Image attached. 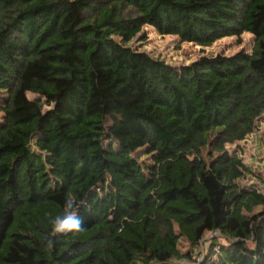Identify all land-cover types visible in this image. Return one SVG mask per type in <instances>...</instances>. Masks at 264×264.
Segmentation results:
<instances>
[{
  "label": "trees",
  "instance_id": "obj_1",
  "mask_svg": "<svg viewBox=\"0 0 264 264\" xmlns=\"http://www.w3.org/2000/svg\"><path fill=\"white\" fill-rule=\"evenodd\" d=\"M144 25L254 45L173 65L129 45ZM261 116L264 0H0V264H264L225 148ZM66 199L83 231L53 233Z\"/></svg>",
  "mask_w": 264,
  "mask_h": 264
},
{
  "label": "rangeland",
  "instance_id": "obj_2",
  "mask_svg": "<svg viewBox=\"0 0 264 264\" xmlns=\"http://www.w3.org/2000/svg\"><path fill=\"white\" fill-rule=\"evenodd\" d=\"M140 34L145 39H133L129 43L132 48L140 51L145 50L152 56L160 57L173 65L189 64L203 55L223 54L229 56L240 50L250 52L254 45V36L249 32L241 35L240 42L236 36H229L214 41L211 46L182 42L177 35L158 34L155 29L148 25L141 27ZM27 97L37 100L39 95L27 92ZM41 99L43 100V98ZM225 148L231 155L239 156L250 170L239 179V184L247 188H259L264 193V116L256 120L254 129L243 140L226 144ZM211 237L210 233L205 235L206 240ZM216 237L223 241L220 235Z\"/></svg>",
  "mask_w": 264,
  "mask_h": 264
},
{
  "label": "clouds",
  "instance_id": "obj_3",
  "mask_svg": "<svg viewBox=\"0 0 264 264\" xmlns=\"http://www.w3.org/2000/svg\"><path fill=\"white\" fill-rule=\"evenodd\" d=\"M73 207L72 200L66 199L65 212L63 215H57L51 220L53 233H78L83 231V222L81 218L73 211H69Z\"/></svg>",
  "mask_w": 264,
  "mask_h": 264
}]
</instances>
